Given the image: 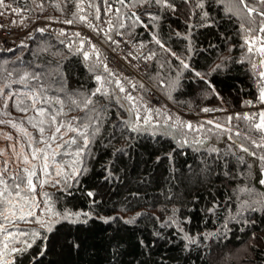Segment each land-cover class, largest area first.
<instances>
[{
	"label": "trees",
	"instance_id": "16d2710c",
	"mask_svg": "<svg viewBox=\"0 0 264 264\" xmlns=\"http://www.w3.org/2000/svg\"><path fill=\"white\" fill-rule=\"evenodd\" d=\"M246 2L257 13L264 9L260 0ZM169 3L175 11L154 0H5L0 7V14L20 7L26 29L18 32V47L0 52V86L15 92L0 108V125L23 126L20 140L29 153L57 142L48 170L34 160L30 177L32 185L57 178L45 192L52 232L10 227L13 195L32 197L34 188L27 171L0 173V190L8 189L0 197V227L16 237L10 247L33 244L16 264H264V147L257 146L264 145V131L255 128L263 112L264 56L257 49L264 46V17L247 16L235 0ZM39 13L56 23L54 32L34 25ZM68 20L73 23L64 30ZM88 23L96 34L120 32L144 45L148 67L130 85L120 83L125 92L98 42L76 35L74 27ZM25 72L40 79L20 84ZM149 86L160 101L151 102ZM58 126L65 133L51 140ZM78 169L84 171L72 176ZM65 212L88 215L73 223L57 215ZM35 233L41 238L33 243Z\"/></svg>",
	"mask_w": 264,
	"mask_h": 264
},
{
	"label": "snow or ice",
	"instance_id": "6c2138e0",
	"mask_svg": "<svg viewBox=\"0 0 264 264\" xmlns=\"http://www.w3.org/2000/svg\"><path fill=\"white\" fill-rule=\"evenodd\" d=\"M120 2H121V3H124V0H120ZM146 2H147V0H146ZM154 2H155L156 4H158V5H161V6L166 7V8H172V10L175 11V6H174L173 4H171V3H169V0H154ZM184 2H185V3H189L190 0H184ZM235 3H236L237 6H242L240 10L243 11V12H245V13L247 14V16H250V17H251V16H255V15H260L261 17H264V9H262L259 13H257L255 8H253V7H249V6H248L246 0H235ZM260 3H261L262 5H264V0H260ZM4 6H6V5H5V0H0V7H4ZM195 6L198 7V8H203V7H204V5H203L202 3H199V2H197ZM107 10H109V11L111 10V5L108 6V9H107ZM14 11H15V10H14ZM117 11H119V10L117 9ZM227 11H228L229 13H231L233 10H232L231 7H229V8H227ZM132 15H135V13H133ZM205 15H207V13H205ZM97 18H98V17H97ZM85 19H86V17H83V16L80 17V20H82V21L85 20ZM65 22H66V23H69V24L73 23L72 20H68V21H65ZM89 26H91V25H89ZM109 30H110V31L112 30L111 27H110ZM249 30L251 31V29H249ZM40 31H43V29H41ZM259 31H260L261 33H264V21H262V23H261V25H260V28H259ZM61 34H63V33H61ZM117 34H119V33H117ZM76 35H79V33H77ZM108 38L111 40V37H108ZM113 42H115V41H113ZM156 42H157L158 44L160 43L159 40H157ZM245 42L249 44L248 51L251 53V52L253 51V47L251 46V42H249V41H247V40H246ZM161 46H163V45H161ZM257 51H258L262 56H264V46H261V48L257 49ZM149 58H150V57H149ZM85 59H88V54H87V53H85ZM260 65H261V66H264V60H261V61H260ZM184 67L187 68L188 65H187V64H184ZM219 67H220V66L218 65L217 68H219ZM252 67H253V69L255 70V69L257 68V65H256V64H253ZM104 68H105V71H107V72L109 73V76H111L112 73L108 70V68H107L106 65L104 66ZM7 75H8L9 77H11V76L13 75V73H12V72H7ZM197 75H200V74L197 73ZM258 76H259L260 80L264 81V71H260V72L258 73ZM39 79H40V77H39L38 75H36V74H32V73H29V72H25L23 75H21V76L19 77V81H18V82H19L20 84H26L29 80H39ZM96 79H97V80H100L101 77H100V76H97ZM115 83L117 84V87L119 88V91H120V92H125V89H124V87L120 84V81H119V80H116ZM6 88H7V85H5L3 88H0V93H4ZM100 91H101L100 88H97V89H96V93H99ZM13 95H14V94L11 93V92L8 93V96H9V97H12ZM93 95H95V93H93ZM30 99H32V101H33V106H35V97H34V96H33V97H30ZM126 99L129 100V101H133V100H134V98H133L130 94L127 95ZM260 100H261V102H264V88H261V91H260ZM89 103H91V100H86V101H85V107H87V105H88ZM247 103H251V102L249 101V102H247ZM19 110H21V111H27V109H25V108H20ZM36 111H37V113H38L39 115H43V114H44L43 109H37ZM203 111L208 112V111H211V110L205 108V109H203ZM245 118L247 119L248 117L246 116ZM136 119H137V120L141 119L140 116H139V113H138V112L136 113ZM143 119H144V122H145V123H148V122L151 120V117L148 116V117H144ZM229 119H231V118H229ZM0 123H3V121H0ZM41 123H43V121H41ZM51 123H52V124H56V123H58V122L56 121V118H55V117H52V118H51ZM208 123L211 124L212 121H208ZM61 126H63V125H61ZM34 127H35V125H34ZM187 127H188V128H191L192 126H191L190 124H188ZM216 127H217V128H220L221 126H220L219 124H217ZM255 128H256L257 130H262V131H264V112H261V113H260V123L255 124ZM68 130H69V131H77V129L72 128L71 126H69ZM39 131L41 132V134H43V132H44V128H43V127H40V128H39ZM60 132H61V127H56L55 132H53V134H52V136L50 137V139H51V140H55V139H56V134H57V133H60ZM61 138H62V137H61ZM72 143H75V140H74V139H73V140H70V141H66V142H65V145L72 144ZM253 143H255V142L253 141ZM84 144H85V145L88 144V139H87V137H85ZM257 146H258V147H264V145H257ZM49 147H50V145H49ZM58 147H60V146L58 145ZM243 150H244L245 152L248 151L247 148H244ZM38 151H39V152H43V150H41V149H35V150L33 151V158H34V159L36 158V152H38ZM82 152H83V149H81L80 151L74 153V155L78 157V156L81 155ZM44 159H45V161H47V156H45ZM158 159H159V158H158ZM47 167H48V164H47V162H45V164H44V168L47 169ZM82 171H84V169H78L77 171L72 172L71 175H72V176H76V175H78V174H79L80 172H82ZM33 174H34V173H30V174H29L28 184H29L30 187L32 186V180H31L30 177H31V175H33ZM59 174H60V173H58V175H59ZM4 183H5V181H4L2 178H0V184H4ZM57 183H59V181H57ZM260 183H261V184H264V180H261ZM15 187H16L17 189H19V185H18V184L15 185ZM7 191H8L7 187H5V189H4L3 191H0V197H3ZM16 195L19 196V191L16 192ZM88 195H89V196H92L93 193H92V192H89ZM46 203H47V201H46ZM49 211H51V210L49 209ZM0 215H3V213H0ZM27 215H28V216H32V215H34V213L31 212V211H29V212L27 213ZM57 215L59 216L60 219H63V220H72L73 223H76V222H78V221L80 220L81 215L87 216L88 213H79V212H77V213H71V212H65L63 215H59V214H57ZM8 218H9V217H8L7 215L4 216V219H5V220H7ZM18 218H19V219H24L25 217H24V216H20V217H18ZM37 222H38V223H41V224H42V227H45L46 230H47L48 232H52V230H53V225H54L55 221H50V222L47 223V224H44L43 222H41V221H39V220H38ZM0 231L5 232L4 242L2 243V247H0V264H16V257H17V256L23 257V255L26 254V253L28 252V250L32 248L33 244H32V243H27V242H23V241H22V244H23L22 247H20V248H17V247H15V246L10 247V242H11V241H10V237H11L13 240H14L16 237L13 236V234H12L11 232H9L7 228H2V227H0ZM38 238H41V237H40V234H39V233H35V234H34V237H33V243H34L35 239H38ZM43 239H44V240H47V237H43ZM44 251H46V245H45V248H42V249H41L40 255H42ZM9 254H12V255H13V259H12L11 261H9V260L7 259V256H8ZM35 259H36V257H32V260H35Z\"/></svg>",
	"mask_w": 264,
	"mask_h": 264
},
{
	"label": "rangeland",
	"instance_id": "374dc122",
	"mask_svg": "<svg viewBox=\"0 0 264 264\" xmlns=\"http://www.w3.org/2000/svg\"><path fill=\"white\" fill-rule=\"evenodd\" d=\"M0 88H3V85L0 86ZM262 88H264V83ZM9 92L14 93L13 90H5L4 93H0V108L4 106V103L10 100L11 97L8 96ZM261 111L264 112V102L261 106ZM17 125L18 124L16 123L8 126L0 125V173L7 174L8 172L19 170L24 172L27 171V173L30 174L35 170L36 163H34V160L39 161L38 163L42 165V168H44L45 162H47V164L53 162V152L51 146L53 145V148H56L57 142H45L46 146L39 147L45 152L42 155V158L36 155V158L34 159L33 153H29L24 146V141L20 140V138H22L20 132L25 134L27 131L24 132L22 129L24 127L21 125L18 127ZM14 128L18 130V133L12 130ZM61 132L63 135L65 130L62 129ZM45 156H47V161L44 159ZM45 170H48V167ZM51 179L48 184L40 183L39 185H32L34 188L32 197L26 195L24 192L19 193V196L16 194L13 195L11 199L13 208L10 209V215L12 216L9 221L7 220L8 223H10V227L13 225H23L26 226V228L34 227L36 225L42 226L41 223L37 222L38 220L45 224L53 218L52 206L45 193L47 189L55 187L53 181L57 179L56 176L53 175ZM49 209L51 211H49ZM29 211L33 212L34 215L28 216L27 213ZM20 216H24L25 218L19 219L18 217ZM27 232L28 231L25 233Z\"/></svg>",
	"mask_w": 264,
	"mask_h": 264
},
{
	"label": "built area",
	"instance_id": "2783aa9c",
	"mask_svg": "<svg viewBox=\"0 0 264 264\" xmlns=\"http://www.w3.org/2000/svg\"><path fill=\"white\" fill-rule=\"evenodd\" d=\"M15 10V11H14ZM24 13L20 8L7 9V13L0 15V50H12L19 43V33L22 35L26 29L20 23L24 18ZM34 25L40 30L54 32L56 23L44 19L39 14L36 15ZM90 24L85 26L74 27L79 35L92 39L100 45L110 69L113 73L119 75V80L125 85H129V81L140 79L141 73L148 67L149 57L144 53V46L140 42H133L126 39L121 34H114L109 38H103L101 34H95ZM64 30H68L71 26L68 23L62 25ZM115 41V42H113ZM142 80V79H141ZM148 95L151 102H158L162 96L153 87L149 86Z\"/></svg>",
	"mask_w": 264,
	"mask_h": 264
},
{
	"label": "crops",
	"instance_id": "0c3cea01",
	"mask_svg": "<svg viewBox=\"0 0 264 264\" xmlns=\"http://www.w3.org/2000/svg\"><path fill=\"white\" fill-rule=\"evenodd\" d=\"M263 179H264V170H263Z\"/></svg>",
	"mask_w": 264,
	"mask_h": 264
},
{
	"label": "flooded vegetation",
	"instance_id": "af4514ba",
	"mask_svg": "<svg viewBox=\"0 0 264 264\" xmlns=\"http://www.w3.org/2000/svg\"><path fill=\"white\" fill-rule=\"evenodd\" d=\"M4 87V86H3ZM15 93V92H14Z\"/></svg>",
	"mask_w": 264,
	"mask_h": 264
}]
</instances>
